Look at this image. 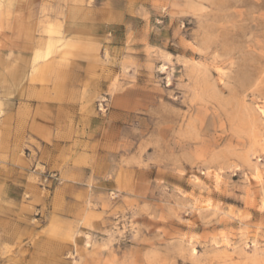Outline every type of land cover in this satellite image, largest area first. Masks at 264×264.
I'll list each match as a JSON object with an SVG mask.
<instances>
[{"label":"rangeland","instance_id":"obj_1","mask_svg":"<svg viewBox=\"0 0 264 264\" xmlns=\"http://www.w3.org/2000/svg\"><path fill=\"white\" fill-rule=\"evenodd\" d=\"M0 264H264V0H0Z\"/></svg>","mask_w":264,"mask_h":264},{"label":"crops","instance_id":"obj_2","mask_svg":"<svg viewBox=\"0 0 264 264\" xmlns=\"http://www.w3.org/2000/svg\"><path fill=\"white\" fill-rule=\"evenodd\" d=\"M57 41H55L54 39H50L49 42H48V48H47V52L49 53L53 48H54V45L56 44ZM64 46H73L74 45V42H72L71 40L69 39H66L63 43ZM35 64H33V68H37V64L36 62H34ZM65 106L69 107L68 104H66ZM57 107L58 105L55 104V103H50V102H42V103H39V111H41V115H44V116H49V113L48 111H50V109H56L57 110ZM47 111V112H46ZM53 142V146L54 147H58L59 145H62V143L60 142H57L56 140H52ZM52 147V148H54Z\"/></svg>","mask_w":264,"mask_h":264}]
</instances>
